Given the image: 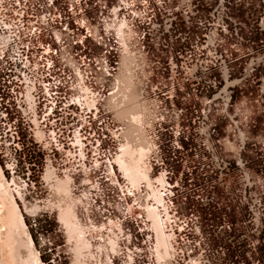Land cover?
<instances>
[{"label": "rangeland", "instance_id": "1", "mask_svg": "<svg viewBox=\"0 0 264 264\" xmlns=\"http://www.w3.org/2000/svg\"><path fill=\"white\" fill-rule=\"evenodd\" d=\"M217 1L196 0V4L200 5V10L206 7L207 11L209 4H216ZM243 1L245 4L250 2L245 9L264 12V0ZM109 2L110 6L116 4L115 0ZM230 13L235 14V6L227 4V0L225 6L220 4L215 9L219 19L224 17L228 21ZM105 15L104 24L112 16V11L108 10ZM178 17V25H174L172 31L177 34L174 55L175 52L180 53L176 59L177 66L168 61L164 48L155 44L156 39L154 42L151 36L144 37V24L132 29L129 25L126 29L132 33L126 34L125 29L127 43L132 39L127 51L124 47V56L128 53L137 61L133 74L141 101H150V105L154 103L158 106L157 118L151 120L152 124L144 125L147 136L156 145L148 163L153 179L165 171L167 173L169 185L162 193L171 215L178 212L176 222L171 224L167 219L169 215L163 209L160 214L164 221L167 220L166 233L175 234L171 236V243L173 241L178 255L173 250L170 262L158 261L156 233L141 206L145 203L157 206L155 199H148L150 191L145 183L139 193L135 191L137 196L132 194L135 197H130V183L119 166L116 170L117 193L127 200L125 207L122 206L114 214L103 216L97 211L92 213L91 208L90 211L84 209L80 202L82 194L87 191L79 180L70 186V197L62 200L75 205L77 219L86 228V236L93 244L92 251L98 261L89 260L88 264H197L196 260L201 264H264V205H261V199H264V171L247 163L248 157L253 154L264 155V50L247 43L223 44L218 53L209 54L207 45L211 46L219 40L217 30L212 27L206 31L203 45L183 51L185 44L179 33L187 36L190 31H195L201 35L204 29L194 21L186 25L182 22V15ZM134 18V15L128 16L127 22L131 26ZM117 23L120 24L121 20ZM259 25L264 30V15ZM109 41L110 50L113 47L123 48L117 35L111 36ZM122 61L117 70V80L124 70ZM209 67L217 69L216 77H213ZM120 88L121 83L117 90ZM110 98L108 106L115 115L118 128L115 133L122 146L127 122L116 116L109 104ZM182 132L188 136L180 140ZM21 134L24 163L38 162L43 166L37 153L29 149V133L22 131ZM173 146L177 148L175 156L171 153ZM203 164L207 165L204 170ZM0 168L11 184L42 264H74L75 242L70 240L66 226L59 219V209L56 206L51 208L58 202L52 187L55 181L47 182V173L43 170L34 172L30 194L23 201L1 159ZM59 179L67 178L60 175ZM158 186L155 183V187ZM198 194L205 196L204 200ZM31 205H39L40 209L32 214L28 211ZM140 230L141 236L139 239L134 237L130 245L126 234L131 232L135 236ZM110 238L116 241L118 252L111 250ZM135 245L140 249H136ZM191 245L196 249L189 256L186 249ZM52 248L56 252L53 259L58 257V262L48 260Z\"/></svg>", "mask_w": 264, "mask_h": 264}, {"label": "built area", "instance_id": "2", "mask_svg": "<svg viewBox=\"0 0 264 264\" xmlns=\"http://www.w3.org/2000/svg\"><path fill=\"white\" fill-rule=\"evenodd\" d=\"M115 1L110 6L109 0H0V159L23 201L33 173L43 170L55 175L53 181L60 175L70 179V186L79 180L87 191L81 200L92 204V213L112 215L124 206L127 199L117 193L116 182L121 144L108 100L119 86L124 46L118 28L128 16H135L131 29L146 25L144 37L156 39L175 66L180 53L174 55L172 31L179 14L186 25L194 21L204 29L192 47L203 45L212 27L219 38L227 31V19L215 14L225 0L210 3L208 21L206 7L200 10L196 0ZM108 10L112 16L104 24ZM114 34L123 48L109 49ZM179 34L187 42L188 35ZM218 49L219 40L207 45L209 54ZM22 131L29 133V149L48 159L44 167L24 163ZM167 210L170 223L176 222L178 212ZM140 234H126L130 245ZM172 246L177 254L173 241ZM195 249L191 245L186 252L190 256Z\"/></svg>", "mask_w": 264, "mask_h": 264}, {"label": "bare ground", "instance_id": "3", "mask_svg": "<svg viewBox=\"0 0 264 264\" xmlns=\"http://www.w3.org/2000/svg\"><path fill=\"white\" fill-rule=\"evenodd\" d=\"M126 28H129V23L127 20H124L120 24L118 31L120 35H122L123 44L127 51L129 45L125 39ZM130 32L132 33L131 30ZM136 62L135 58L128 53L123 56L122 65L124 70L119 77L121 88L113 94L109 103L116 112V116L119 120L127 122L125 123L127 124V129L123 133L125 143L121 146V152L117 156L116 162L130 183L131 188L128 186V191H130L131 194H134L135 191L139 193L142 185L145 183L150 191L148 192V199L152 197L155 199L157 206L150 205L149 203L141 204V206L144 207L145 214H147L152 221V228L156 233L155 252L157 253L158 261L170 262L174 254L171 236L175 234L168 235L166 233L167 220L164 221L159 212L160 206L166 208L162 190L167 188L169 181L166 171L156 179H153L151 175L152 169L148 162L156 145L150 140L144 130V125L149 124L152 119L157 118L158 106L154 103L150 105V101H141V96L137 93L134 83L133 71L135 70L133 69H135L134 66H136ZM150 124H152V122ZM45 178L47 182H50L54 180L55 175L48 171ZM155 183H158L159 186L155 187ZM160 186L161 188H159ZM52 187L56 191V200H58V202H56L57 204L54 203L51 208L56 206L59 209V219L66 226L70 240L73 241V243L75 242L74 264H88L87 262L93 259H97L96 261H98L95 253H93L94 251H92L93 244L86 236V228L82 226L77 219L75 205L73 203L67 204L65 202L66 200L64 201L65 203L62 201L70 197V180L57 178ZM148 199L146 198V200ZM138 200L141 201V197H139ZM80 203L87 211H90V208L92 209V204L88 201H81ZM26 207L28 208V206ZM39 209V205H31L28 211L34 214ZM167 209L168 208H166V210ZM168 215L167 213V216ZM168 217L167 219H169L170 222V217ZM109 240L108 242H110L109 244L112 247L111 250L113 252H118L116 241L111 238ZM196 262L197 264H201L200 261L196 260ZM42 263L41 257L37 253L35 242L27 229L24 215L15 200L11 184L5 179L0 168V264Z\"/></svg>", "mask_w": 264, "mask_h": 264}, {"label": "trees", "instance_id": "4", "mask_svg": "<svg viewBox=\"0 0 264 264\" xmlns=\"http://www.w3.org/2000/svg\"><path fill=\"white\" fill-rule=\"evenodd\" d=\"M226 1V0H225ZM227 4H231L235 6V14H229L230 19L227 21V35L225 37L221 36L219 38V48L222 47L223 44L225 45H235V44H243L247 43L253 46L261 47L264 50V30L263 28L259 25V20L261 17L264 15V12H261L258 10L252 11L247 10L248 8L245 9L246 4H250L248 1L246 4L244 3L243 0H227ZM210 6L212 4H209ZM230 7V6H229ZM243 8L245 9L243 11ZM260 13V15H258ZM243 14L244 16L241 17L240 15ZM210 15L209 9L207 11L205 10V19L208 21ZM249 20V21H248ZM187 42H185V46H183L182 50L188 51L191 50L190 48L192 47L193 43L197 41L198 36L200 35L199 32L195 31H190L187 33ZM192 34V35H191ZM191 42V43H190ZM222 51V50H221ZM232 54V52H231ZM212 70L213 72V77L217 76L215 67H209V71ZM188 127V126H185ZM183 133V134H182ZM180 134V140L187 138L188 134L185 132H182ZM174 143H176V140H174ZM178 148V146L176 145ZM173 146L171 148V153L173 156L176 154V148ZM203 170L207 166L206 164H203ZM205 177H207V172L204 173ZM197 196L200 197L201 200H204L203 195L198 194ZM209 197L207 196L206 199ZM53 249V248H52ZM51 249V254L49 257V261L53 259V256L56 255L55 250ZM50 250V249H49ZM59 261V258L57 257V262Z\"/></svg>", "mask_w": 264, "mask_h": 264}, {"label": "flooded vegetation", "instance_id": "5", "mask_svg": "<svg viewBox=\"0 0 264 264\" xmlns=\"http://www.w3.org/2000/svg\"><path fill=\"white\" fill-rule=\"evenodd\" d=\"M109 1H111V3L114 2V0H109ZM252 151H253V149H252ZM37 157L39 158V162L42 163V165L44 167L46 165V163L48 162V159L44 156L43 153L38 152V151H37ZM247 163L250 164L251 167H256V168H258V170L261 169L262 171H264V155L263 154L262 155L257 154L256 156H254V154H253V156L248 157ZM263 249H264V245H263Z\"/></svg>", "mask_w": 264, "mask_h": 264}]
</instances>
